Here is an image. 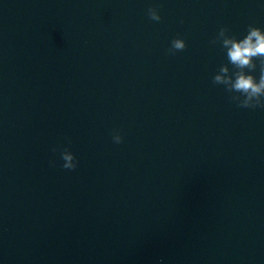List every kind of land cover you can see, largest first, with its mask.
I'll list each match as a JSON object with an SVG mask.
<instances>
[{
    "label": "water",
    "instance_id": "water-1",
    "mask_svg": "<svg viewBox=\"0 0 264 264\" xmlns=\"http://www.w3.org/2000/svg\"><path fill=\"white\" fill-rule=\"evenodd\" d=\"M249 25L264 0H0V264H264V108L212 80Z\"/></svg>",
    "mask_w": 264,
    "mask_h": 264
},
{
    "label": "clouds",
    "instance_id": "clouds-1",
    "mask_svg": "<svg viewBox=\"0 0 264 264\" xmlns=\"http://www.w3.org/2000/svg\"><path fill=\"white\" fill-rule=\"evenodd\" d=\"M149 19L159 22L161 16L156 7H150L147 11ZM228 29L221 27L211 43L220 42L221 47L226 50L228 62L233 66L234 71L229 75L227 65H221L217 74L212 78L214 84H222L231 95L230 100L241 108H264V31L260 28L249 25L247 34L242 39L228 35ZM186 44L183 38L177 36L171 41L168 54L175 55L177 51H183ZM254 60L259 61V79L257 80L251 72L257 67ZM248 69V72H245ZM112 140L115 144L122 143V136L118 130H113ZM70 143V141H69ZM52 151H57L53 148ZM60 157L64 161L62 168L75 170L77 161L75 156L67 147L60 151ZM50 166L55 167V161H49Z\"/></svg>",
    "mask_w": 264,
    "mask_h": 264
}]
</instances>
